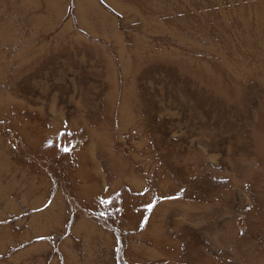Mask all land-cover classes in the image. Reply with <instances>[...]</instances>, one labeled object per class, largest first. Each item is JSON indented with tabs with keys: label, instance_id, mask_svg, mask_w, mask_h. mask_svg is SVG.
I'll return each instance as SVG.
<instances>
[{
	"label": "rangeland",
	"instance_id": "rangeland-1",
	"mask_svg": "<svg viewBox=\"0 0 264 264\" xmlns=\"http://www.w3.org/2000/svg\"><path fill=\"white\" fill-rule=\"evenodd\" d=\"M0 264H264V0H0Z\"/></svg>",
	"mask_w": 264,
	"mask_h": 264
}]
</instances>
